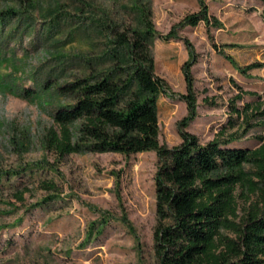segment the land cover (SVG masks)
<instances>
[{"label":"trees","instance_id":"1","mask_svg":"<svg viewBox=\"0 0 264 264\" xmlns=\"http://www.w3.org/2000/svg\"><path fill=\"white\" fill-rule=\"evenodd\" d=\"M150 1L0 0V62H17L15 50L4 51L2 45L30 35L39 37L55 60L59 71L52 80L32 77L35 88L14 90L24 98H58L47 136L58 156L156 152V264H264V136L253 148L229 146L253 126L264 125V96L257 104H230L227 123L206 143L181 130L179 144H161L157 100L172 92L154 72L152 45L157 37L177 35L174 27L158 32ZM200 21L220 26L203 1L179 25ZM183 74L186 92L179 96L188 109L185 123L195 114L196 95L188 63ZM20 170L0 162V190ZM44 184L56 191L53 181ZM16 197L22 199V192Z\"/></svg>","mask_w":264,"mask_h":264},{"label":"rangeland","instance_id":"2","mask_svg":"<svg viewBox=\"0 0 264 264\" xmlns=\"http://www.w3.org/2000/svg\"><path fill=\"white\" fill-rule=\"evenodd\" d=\"M201 1L220 26L202 21L180 26L185 15L200 9ZM150 8L158 32L167 34L174 27L177 35L157 37L152 45L154 72L172 92L157 100L161 144H179L181 130L206 143L227 123L230 104L262 102L264 0H151ZM39 40L30 35L2 45L4 51L15 50L17 62H0L5 83L0 85V162L21 170L0 190V264H156V152L58 156L47 144L58 98H24L14 90L35 88L32 77L52 80L59 71ZM186 63L196 110L183 123L188 109L179 94L186 92ZM251 63L257 66L247 68ZM259 135L264 136V125L253 126L229 146L253 148ZM36 163L43 167L29 168ZM50 180L56 191L45 187ZM18 191L22 199L16 197Z\"/></svg>","mask_w":264,"mask_h":264}]
</instances>
